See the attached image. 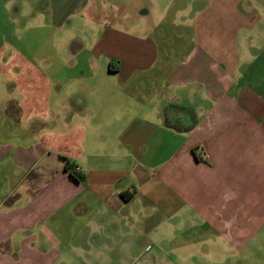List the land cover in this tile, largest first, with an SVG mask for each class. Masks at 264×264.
<instances>
[{"label": "crops", "instance_id": "0c3cea01", "mask_svg": "<svg viewBox=\"0 0 264 264\" xmlns=\"http://www.w3.org/2000/svg\"><path fill=\"white\" fill-rule=\"evenodd\" d=\"M8 2L5 40L21 30ZM103 2H45L55 31L87 11L64 46L76 80H115L91 83L92 98H51L46 65L18 50L0 59V264L131 261L149 240L139 225L158 218L156 232L183 207L217 234L247 240L264 225V0H206L186 55L172 63L166 50L159 66V23L117 31L131 6L100 18Z\"/></svg>", "mask_w": 264, "mask_h": 264}, {"label": "rangeland", "instance_id": "374dc122", "mask_svg": "<svg viewBox=\"0 0 264 264\" xmlns=\"http://www.w3.org/2000/svg\"><path fill=\"white\" fill-rule=\"evenodd\" d=\"M3 1L5 0H0V3ZM103 1L107 5L101 8L100 18L109 14L108 4L129 3L131 6V13L125 14L126 21L113 22L112 27L117 31L127 32L139 38L144 35L147 28L152 26L151 24L159 23L155 27L158 28L156 33L163 35L164 39L162 42H157L159 44L158 66L165 60L162 56L166 50L171 55L172 63L180 62L182 55H186L190 45L186 37V34L191 31V25L188 23L192 19L190 12L193 10L195 14L206 2V0ZM45 2L46 0H10L5 4L11 18L21 24V30L13 39L5 40L3 27L0 26V51L7 49L6 53H0V59L3 56L7 58L13 50H18L26 59L46 65L45 74L51 79L50 83L54 84L55 91H59V93L52 91L51 98L60 99L70 93V100L73 102L79 97H86V94L88 98H92L91 83H112L115 80L103 75H95V77L91 75L88 88L83 80H76L80 75L81 67L72 63L74 60L66 55L64 46L68 37L80 35L87 28L82 24V15H85L87 11H82L78 17L71 16L69 25L64 24L59 31H55L48 26L50 10ZM14 7H19L17 14L13 13ZM145 10L149 11L148 17L142 14ZM41 25H44L42 30L38 29ZM262 43L259 40L254 41L256 47ZM67 79L70 80L66 82ZM5 81L6 78L0 75V85ZM37 81L41 82L39 78L36 79ZM1 92L4 90L0 89ZM67 105L71 108L68 112H75L70 101ZM62 111L67 110L63 108ZM157 221H159L158 218L156 220L151 217L139 225L143 230L141 234L147 233L149 240L146 244H138L130 250L131 261L113 256L109 262H88V264H264V225L258 231L250 233L247 240H244L245 238L237 237L232 232L217 234L208 231L201 220L185 207L178 210V213L166 225H159L156 232H153V226L157 224ZM155 237L160 239L155 241ZM117 251L120 253L119 249Z\"/></svg>", "mask_w": 264, "mask_h": 264}, {"label": "trees", "instance_id": "16d2710c", "mask_svg": "<svg viewBox=\"0 0 264 264\" xmlns=\"http://www.w3.org/2000/svg\"><path fill=\"white\" fill-rule=\"evenodd\" d=\"M65 169L75 180L79 182L83 180V174L76 170L75 167L73 165H70L68 162L65 163Z\"/></svg>", "mask_w": 264, "mask_h": 264}]
</instances>
